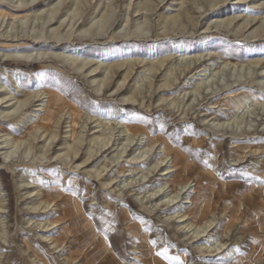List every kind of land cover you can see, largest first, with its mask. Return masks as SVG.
<instances>
[{
  "label": "rangeland",
  "instance_id": "1",
  "mask_svg": "<svg viewBox=\"0 0 264 264\" xmlns=\"http://www.w3.org/2000/svg\"><path fill=\"white\" fill-rule=\"evenodd\" d=\"M15 1L0 0V13L21 5ZM223 1L41 0L18 14L29 16L26 23L0 17V99H12L0 106V203L7 204L0 228L5 220L10 243L1 244L0 253L13 252L4 264H27L25 241L39 232L30 221L41 220L61 224L39 232L61 239L59 253L55 246H38L50 264H92L86 251H78L77 236L85 229L81 215L122 264H264V227L253 217L264 211V0ZM56 3L48 33L54 28L62 41L43 48L30 37L45 22L38 25L35 12L42 10L44 17ZM77 3L82 6L76 23L66 26ZM53 50L91 64L81 70L63 58L2 56ZM117 64L122 70L113 69ZM171 78L175 86L165 87ZM44 91L57 93L51 121L43 120V102L20 106ZM10 110L16 113L5 118ZM109 139V150L85 164L92 147ZM165 142L169 161L177 155L182 166L169 176L159 164ZM135 157L143 160L134 166L143 172L135 180L125 174L112 182ZM178 175L208 187L213 207L194 222H214L210 236L226 244L224 253L200 252L208 238L195 242L177 230L180 223L166 221L193 207L184 204L189 199L176 198L171 182ZM160 189L166 193L160 199L172 198L174 205L155 210L160 199L140 200ZM45 203L54 210L40 211ZM165 248L179 260L157 255Z\"/></svg>",
  "mask_w": 264,
  "mask_h": 264
},
{
  "label": "bare ground",
  "instance_id": "2",
  "mask_svg": "<svg viewBox=\"0 0 264 264\" xmlns=\"http://www.w3.org/2000/svg\"><path fill=\"white\" fill-rule=\"evenodd\" d=\"M40 1L41 0H20V1L18 0L17 2L15 1L17 4H18V2H21V5L16 7V8H14V9H12L11 11L9 10V11L0 13V17L2 18V17L12 16L14 19L22 20V22H25L28 19L29 16H18V14H21V13L25 12L26 10H28L30 8H33V7L35 8V6H37L40 3ZM226 1L227 0H224L223 3L226 2ZM245 1L246 0H242L241 2H245ZM216 4H219V2L216 3ZM81 6H82L81 4L77 3V5H76L77 8L75 10H73V9L69 10V13L71 12L72 14H71L66 26H72L73 25V27H74V25L76 23L75 20L79 16V11L81 10ZM41 11L42 10H39V11L35 12V14H36L35 15V20L37 21L38 25L39 24L41 25V23H40L41 20L45 21L42 24V32H40V33L37 32L36 34L34 33L30 37H32L35 40V44H37V45H39V46H41L43 48H49L51 44H55V43L57 44V42L62 41V39H61L62 37H60L57 34H53V32H55V30L53 31L54 28L50 31V34L48 33L49 28H51L49 26V24L50 25L51 24H55L56 19H57V3H56V6L51 11H48V13L44 17H43V12H41ZM47 19H48V22L46 21ZM252 22H253V19L249 22V25L252 24ZM64 23H65V21L61 23L60 28L64 25ZM22 24H24V23H22ZM88 32L90 33V29L84 30V32H83L84 36H86V34ZM93 34L94 33L91 32V34H89V35L93 36ZM71 37L72 36L69 35L67 37V41L70 42ZM18 41H17V43L20 42V41L19 42ZM52 48L55 49V47H52ZM2 56L5 59H7V58H16V59H21V60H25V61L63 58L65 60H67L68 62L72 63V65H77L81 70L85 69L86 67H88L91 64V62L89 60L81 59L79 56H74V55L68 54L67 50H66V52H63V53H57L55 50L49 51V52H47V51H33V52L17 51V52H15L13 54H7V55H2ZM161 64H163V63H161ZM123 67H124L123 64H117V65H115L113 67V69L116 70V71H120V70H122ZM98 69H99V67L96 68V69H92V71H89L88 74H93L96 71H98ZM127 71L128 72H127L126 79L127 78L129 79L130 76H131V73H132L131 72L132 68L127 70ZM104 84L107 85V83L105 81H104ZM175 84H176V78H173L171 81H168L167 83H165L164 86L172 88V87L175 86ZM121 90L122 89L120 88L119 91H121ZM11 100L12 99L10 97H2L0 99V102H1L0 106L3 107L4 103H8ZM34 102H43V104H40L42 106V110H43V113H44L43 120L51 121V120H53L56 117V115H57V113H56L57 112V109H56L57 93L50 92V91L49 92L48 91L47 92L44 91V92L36 93L34 96L29 98L27 101L22 102L20 106L21 107L27 106L28 104H32V103L34 104ZM9 105H10V103H9ZM9 108H11V105H10ZM15 111L12 112L10 110L7 113H4L5 114V118L14 115L16 113ZM218 126H219V124L216 125V127H218ZM223 127H225V126L223 125ZM124 132H126L129 135H132L133 136L132 139L136 138L135 134L133 133L134 131L132 129L126 127ZM145 136L147 137L148 140L151 139L149 135L145 134ZM38 139H39V137L36 135V140H38ZM96 141H94V142H96ZM110 141H111V139H109L107 142L97 144V148H95V145H96L95 144L92 147V149L90 150V152H89V155H88L89 158L84 163L87 164V165L91 164V160H92V157H93L94 154H95V157L97 158V156H99L100 153L106 152L107 150H109L108 147H109V145L111 143ZM130 145H132V141H131ZM136 145H137V143H136ZM169 154H170V145H169V143L165 142V143H163L164 159L160 160V162H159L160 166L162 168H165V169L162 170L163 171L162 175H164V176H169L170 174H174V173L180 171V169H182V166L180 165L179 157L176 155L174 158H171V162H170L169 159H168ZM7 158H8V156L6 157V159ZM142 161H143L142 159H136V157H135V159H133V161L124 163V165L128 169L125 170V171H121V172H119L117 174H114L113 178H112V182L113 181H116V183L120 182V181H117V180H119L122 177H125V174H127L126 176H128V177L132 176L133 180H135V177L137 175H139L141 172H143V170L139 171V169L134 167V166H137ZM104 162H106V161H104ZM104 164L102 166H104ZM143 164H145V162ZM159 164L156 167H158ZM102 166L100 168H103ZM99 170L100 169H98L97 172L100 173ZM151 175H152V171H151ZM147 177L143 176L142 178H147ZM133 180H132V182H133ZM171 184L178 191V194H177L176 198L177 199L180 198L181 201H183L185 199H189L188 202H185L184 204H190V205H193V207L188 212H186V210H184V211H180L179 213H177V212H175L174 214L172 213V215H170L166 219V221H169V222L177 221V223H180L181 226L180 227L178 226L177 230L180 233L186 234V237H188L191 240H195V242H197L199 240H202V239H205V238L206 239L208 238L206 244H199V246L197 247V250H199L200 252L216 253V255L224 253V249H225V245L226 244L225 245H221V244L217 245L216 241H218V240L216 239V241H215L210 236V231H211V228H212V225H213L214 222L212 223V221H208L203 226L196 225V223L194 222L196 219L199 218V216L201 217V216L206 215V213L209 212L212 209V207H213V206H211V204L209 202V199H208V196H207L208 195V190H209L208 187L207 186H205L206 188L203 187L204 186L203 182L199 183V185L192 184L190 181L182 182V179L180 178L179 175L176 176V178L172 180ZM119 187L121 189L120 185H119ZM0 188H1V186H0ZM165 194H166L165 193V189H163V190L160 189V190H158L156 192H153V194H150V195L149 194H144L140 198V200L142 202L145 201V200H148V199L150 201L154 200V199L158 200L162 196H165ZM190 194H193L194 197L185 198L186 196H189ZM33 196H35V195H33ZM174 203L175 202L173 201L172 198H168L166 200L160 199V203H155V205L154 206L152 205V206H153V208L155 210H157V209H159L162 206L174 205ZM6 205L7 204H5V201L2 200L1 203H0V213L1 214H6L7 213ZM51 205H52V203H45V206L42 207L41 209L39 207V208H36L34 210L35 211H37L39 209H40V211L44 210L43 213L50 212V211L54 210V209H52ZM54 206H56V205H54ZM201 206H203L202 209H201ZM261 208L263 209V207H261ZM262 212H260L261 215L258 214V212H257L256 214H254L253 217H254L255 220H259L260 226L264 227V221H262V220H264V211H262ZM261 216H263V217H261ZM48 221L41 220V221L35 222V223L30 221V225L32 224L34 226L36 224L35 228L39 232H52L55 229L59 228V226L61 225L60 223L48 222ZM39 232L37 233L35 239L33 238V239L28 240V241H25L27 251L23 253V260L27 264H50L49 261H47L46 257L38 249L39 245L49 244L51 246H55L56 249H57V253H59L62 250H64V249L61 250V248H60V244L59 243H60L61 239H51L52 237L50 238V237H46V236L40 235ZM1 244L2 245L10 244L9 241H8V231H7V226L5 224V220L4 221L1 220L0 245ZM149 246H150V244H149ZM12 251H14V250H12ZM27 252H31V255L29 256ZM138 253L139 252L137 251V254ZM12 254H13V252L12 253L1 252L0 253V264H4L5 262H9L11 260V258H13ZM103 255H105L104 258H103ZM13 256H15V255H13ZM233 258H234L233 255H228V259L232 260ZM101 259H102V262H100V264H104V263H108V262L109 263L110 262H114V258H112V255H111L108 247H104L102 249V251H101V255L98 254L96 256V258H94V261H100ZM68 260L70 261L71 259H68Z\"/></svg>",
  "mask_w": 264,
  "mask_h": 264
},
{
  "label": "crops",
  "instance_id": "3",
  "mask_svg": "<svg viewBox=\"0 0 264 264\" xmlns=\"http://www.w3.org/2000/svg\"><path fill=\"white\" fill-rule=\"evenodd\" d=\"M73 214L77 215V211L75 209H73ZM80 218H82L80 220V222H82V224L85 225V229H83V234L78 237V245L81 242L82 244L79 245L78 247V251H86V256L87 259L90 258V260L92 261V264H100V262H102V259L100 261H94V258H96V256L98 254L101 255V251L104 247H108L112 258H114V262H108V263H104V264H122L114 255V252L112 250V247L109 246V242L107 240H102L103 237H101L100 233L95 229V227L93 225H91V223L87 222L85 220V217L83 215L80 216ZM67 237V235H66ZM91 249V250H89ZM88 251V252H87ZM105 255H103L104 258ZM88 261V260H87ZM86 262V261H85Z\"/></svg>",
  "mask_w": 264,
  "mask_h": 264
},
{
  "label": "snow or ice",
  "instance_id": "4",
  "mask_svg": "<svg viewBox=\"0 0 264 264\" xmlns=\"http://www.w3.org/2000/svg\"><path fill=\"white\" fill-rule=\"evenodd\" d=\"M152 243L155 244L156 242H155V241H152ZM167 251H168V249L165 248L163 253H157V255H164L165 258L168 259V260H170V261H171V260H179V257H171V256H167V255H166V254H167Z\"/></svg>",
  "mask_w": 264,
  "mask_h": 264
}]
</instances>
